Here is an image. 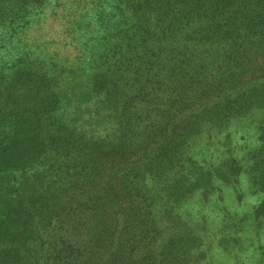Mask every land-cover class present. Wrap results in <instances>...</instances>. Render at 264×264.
<instances>
[{"label":"trees","instance_id":"16d2710c","mask_svg":"<svg viewBox=\"0 0 264 264\" xmlns=\"http://www.w3.org/2000/svg\"><path fill=\"white\" fill-rule=\"evenodd\" d=\"M260 231L264 0H0V264H253Z\"/></svg>","mask_w":264,"mask_h":264},{"label":"rangeland","instance_id":"374dc122","mask_svg":"<svg viewBox=\"0 0 264 264\" xmlns=\"http://www.w3.org/2000/svg\"><path fill=\"white\" fill-rule=\"evenodd\" d=\"M101 126V125H100ZM99 126V127H100ZM95 127V130H100L98 127H97V125L96 126H94ZM97 127V128H96ZM212 227H215V225H213ZM257 235H259L261 238H256L255 239V237L257 236ZM238 240V241H237ZM252 243H254L253 245H252V249L255 251V249H254V247L255 246H257V248L258 249H256V251L254 252V255H252V253L253 252H251V250L249 251V256L251 255V257H253V258H255V262L253 263V264H264V236H262V233H261V231L258 233V234H256V235H254L253 237H252ZM233 244H235V245H240V244H242L243 245V247H245L244 246V244H243V241L241 240V238L240 237H236V238H234L233 239V242H232ZM236 256H239V254H237Z\"/></svg>","mask_w":264,"mask_h":264}]
</instances>
